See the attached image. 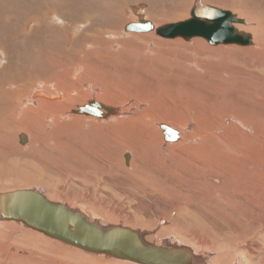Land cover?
<instances>
[{"label":"rangeland","instance_id":"374dc122","mask_svg":"<svg viewBox=\"0 0 264 264\" xmlns=\"http://www.w3.org/2000/svg\"><path fill=\"white\" fill-rule=\"evenodd\" d=\"M15 1L17 7L20 9L19 15L16 16L18 17L17 22H13V16L8 14L11 10V0H0V11L2 12L3 10V13L4 11L8 12L6 13L7 15L3 14L0 21V38L2 39L1 35H5L2 42L3 46H0V57L3 58V62L0 63V70L2 71V76L0 75V127L4 128L5 125H9L10 127L8 129H2L3 133L0 135V148H4L3 150H0L3 152L0 153V193L36 188L37 190H44L45 194L50 196L53 202L70 206L74 208V210L82 212L87 217H92L94 222H97L105 228L112 226H125V228L134 229L141 233L143 232L142 234L147 243L156 246H166V243L168 242V245L170 246L187 248L194 253L197 259H200L205 264H264V50H258V48L263 47L259 45L257 48L256 42V45H254V47L252 46V48H257V52H260V54H254L249 51L242 52V49H245L243 47L235 45L223 46L225 49L222 48L218 54L223 58H228L229 65L220 57H218L219 61H216L209 55L196 56L194 58L190 57L192 60L189 61L186 59L183 61V64L179 59V55L183 54L184 56L186 49L175 44L177 40H167L169 43H172L170 44L171 46L168 47L162 44V38L159 35L153 33L129 34L122 32L118 38L114 39H112V37L104 36V39L108 42L117 40L119 43L128 39L134 40L135 36H151V38L156 40L157 45L146 44L141 48L132 43L135 48L134 52L130 47L126 48V50L131 53L129 58H125L121 54L116 57V62L123 64L121 66L114 64L113 57L115 58V56L105 55V58L108 56L111 58V62L108 63L106 61L107 63L104 64L103 70L110 74L112 71H114L113 73H120L125 66L127 69V77L124 81L117 80L115 83H109V85L102 84L99 79H96L95 75L90 74V72L84 73L83 67L80 64V57H78L73 63H70V67L68 66L67 68L63 67L52 70L50 76L52 74H57L60 79L63 75L62 72H65L67 75L77 74L76 76L78 79L82 77V80L80 79L82 85H78L81 90L70 95L73 97V101L69 104L71 111L76 110L77 107L88 102L98 101L97 97L106 100L109 98L112 102L116 100L118 103L117 106L120 104L119 107H116V102L112 105L105 103L108 107L111 106V108H114L118 114L121 112L123 113L124 111L126 112L127 110L129 112L142 113L141 111L144 109L147 112H143L149 114V118H147L148 121H153L154 123L150 129V133H147L144 126L139 127L137 122L140 123V121L138 118V121L136 120V125L133 123L135 120L133 122L129 121L128 124L126 123L131 127V131L135 135V137L132 138L131 143H128L130 145H127V150H129H125L126 152L123 150V148L126 147L118 146V148H116L113 143H111L110 146H113L112 148H116L117 150L114 149L110 152L111 149L107 150L100 143L99 146L102 148L97 146V148H95L96 152H93L95 153V156H98L97 158L100 159V161H98L99 163L93 162V166L92 164L81 163L78 161V158H75L68 165L66 163L67 160L58 163V161H56L57 154L64 153L65 149L75 152L86 151L84 147L82 149L79 145L80 143H77L80 142L81 127L79 124L83 123L81 122L80 116L71 113L62 117V120L64 121L62 122L64 124V134L61 136L53 131L60 129L58 125L54 124L46 126L48 124L42 119H38L40 125L43 127V132H39L36 126L28 122L29 117H33V114L28 111L24 113V118L20 115L21 113L13 110L5 112L6 96L12 92L8 87H13L7 84V81L9 80L19 82L18 88L24 89L25 91L34 89L36 91L37 88H42L48 90L44 91V93H50L49 91L54 88V83H52L49 79L50 76L47 74L44 78H42V76L39 80H36V74L28 79L26 78L25 73L23 75L24 77H20V71L16 66L18 63L10 61L13 67L12 71H8L5 65L9 60V56H11L10 58H12V60H16L19 55H22V60H26L27 66L30 63L31 67H37L40 60L44 61L50 66V68L64 66V63L68 64L69 61L73 59L70 53V47H73L76 44L77 39L83 37L82 33L91 25V23H81L80 20L78 24L73 25L77 26L73 32L70 33L68 30L67 34L63 33L67 42L60 54L59 52L62 47L55 52L49 50L41 51L40 53L48 58L46 61L34 54L37 51V45L45 47L48 46L51 41L49 40V34H45V29L34 26V17H43L44 14H46V16L50 14V6L46 4L51 3L50 0ZM102 1L105 2V5H100L98 2L97 6H94L93 9L97 8V22L102 24L101 27L107 29V25L114 26L120 22H122V25H125L129 22H138L140 19L151 21L154 25H157L155 21H161V26L182 22L191 17L190 13L193 6L202 0H156L153 3L148 0ZM113 1L116 2V6L112 14L108 16L103 10H109V5H111ZM233 1L234 0H205L204 4L207 3L206 5L211 4L213 7L216 6L222 10L232 11V13L239 16L240 19L247 20L246 27L245 25H239L240 29L243 27V31L244 29L248 30L247 32L250 31L251 33L249 34L254 37V41L257 37L260 39V32L256 31L260 34L259 36H256L255 32L251 30L252 28L249 21L252 20H248L247 11L254 16V11L256 10L252 11V8L250 7H258V5L260 7L263 0H250L251 2L247 0L248 4L243 1L241 2V0H235L237 6L235 1ZM235 8L237 9L233 11ZM260 8L261 13H264L262 10L264 8ZM243 10L245 11L243 12ZM48 12L49 14H47ZM147 12L153 13V19L155 21L146 16ZM239 12L241 14L243 12L244 15L242 16ZM20 14H24V16H21ZM48 17L53 16L49 15ZM67 17L69 16L67 15ZM46 23L47 26L57 24L54 18H51ZM247 26L250 27L248 28ZM69 33L70 35H68ZM56 36L57 39L53 42H59L62 39L61 33L58 32ZM261 36L264 38V34ZM180 42L191 46L192 49L194 47L193 52L198 48L194 42L186 40H181ZM261 42L264 44V39ZM83 47L82 50L88 51L89 48L85 45ZM252 48L249 49L253 50ZM118 49V46L114 47L113 52H116L115 50ZM59 55L61 57L59 61L60 64L58 66L51 64V58H55ZM89 62H92V58H89ZM27 66L22 65L21 67L25 70ZM223 66L227 67L232 72H223L221 70ZM250 68L262 72L263 77L260 73L255 74L248 72ZM64 69L67 70L64 71ZM115 70H118V72H115ZM7 74H9V76H7ZM206 74L213 76L217 81L205 85L208 83V80L205 79L201 82V77ZM232 74H235V76L233 77ZM194 78L197 81L194 80L192 82L191 80ZM111 79L115 78L110 76V80ZM53 81L55 82V85L58 82L65 88L71 84L68 80L65 82L58 80ZM85 82L86 84L83 85ZM107 88L110 89L108 90ZM93 89L97 90L98 93L94 92L95 90L93 91ZM204 89L206 91H204ZM59 90L62 91L61 89ZM113 93H116V95H114L115 97L113 96L114 99H112L113 97L111 96ZM179 93H183L189 98L194 95L197 96L200 93L201 95L193 103L187 101V104L181 102L178 104L175 103L172 98L176 97ZM257 94H260V96ZM207 95H213L210 102L217 101L218 98L224 96V100L214 104L211 109H215L218 112L226 111L231 115L234 112V108H238L241 111H247L246 113L249 114L248 117H242L241 124L239 123L238 125L235 124L236 121H233L232 124L229 125L224 120L219 122L218 119H213L215 125L222 129V131H219L218 137L213 138L210 136L209 139H206L205 147L202 146V144L198 147H203L206 156L211 158L209 159V157H206L208 160L207 163H210V165L206 166L207 168L205 167L208 172L199 176L200 174L198 175L194 159L186 160L185 158L183 160H186L187 162H182L176 158L173 162L175 164H170L172 160H166L160 157L158 160L157 153H154L157 157L155 155L153 156V152H155V150L157 151L159 145L156 140L160 137L162 138V143H164L163 133L159 127L160 124H167L181 134L184 130L188 134L193 133L196 130L199 132V130L204 127L203 122H207L208 126L214 127V124H209L208 121L194 120L195 122H192L193 125L191 126L190 124L191 128L189 130L185 129L188 126L186 122H189V117L191 116L189 113L192 114L198 103L208 102L206 100ZM134 96H137V98ZM22 97L21 92L19 98L22 99ZM143 98L148 99L144 100ZM138 100L142 101L144 104H141ZM15 102L17 103V98L15 99ZM39 102L43 101H38V103ZM175 104H177V106ZM21 105L27 109L26 104L24 105L23 101L18 103V108ZM35 105L37 104H32V107L35 108ZM138 105L140 106L137 107ZM142 105L144 106L141 109H137ZM186 107L192 111L187 112ZM44 108V111L48 110L46 106H44ZM2 111H4V113H2ZM252 114L256 115L252 116ZM122 116H124V118L126 117V115H121L120 117L123 118ZM120 117L119 119H121ZM253 117H256V121H258L257 123L259 126L257 128L250 125L254 123V120H251ZM11 118L13 121L11 120V122H9ZM140 118L145 120L144 116ZM102 121L103 120H97L93 123L96 126H100ZM141 128L142 130L144 129V134H150L148 136L144 135L145 142L140 138L142 135L140 133ZM7 130H9V132H7ZM34 131L37 132L39 137L38 140H35L33 137ZM82 131L85 133L88 130L84 128ZM84 133H82V139L84 138ZM89 133L90 135L92 134V129ZM49 134H52V144H48L51 139ZM211 134L216 135L215 132H212ZM20 135H25L29 139L27 144L25 143V145H22L20 143ZM149 136L151 137L149 138ZM54 138L57 140H54ZM99 138L101 139V137ZM197 138L198 136L196 139ZM194 140L195 139L190 143L191 145H195L193 144L195 143ZM146 141H150L148 143L151 144H147ZM82 142L84 146V141L82 140ZM59 143H61V149L58 145ZM141 144L145 145L141 146ZM131 146L134 148H130ZM146 147L148 149L152 148L149 153L151 156L149 157L146 153H143L145 152ZM132 149L133 151L136 149L135 152H138L136 154L140 157V161L136 159V162H141L140 164L143 165L144 169L147 168L145 172L147 170L152 172L149 173H151L153 177V179H151L153 182L151 181L150 183L149 181V183L153 186L154 190L143 184L145 180L143 178L147 173L144 172V177H139L140 174L138 170L135 169V171H129L133 157L132 154H129L128 152ZM142 149L145 150L137 151ZM158 149L160 148L158 147ZM240 149L245 150L240 152ZM87 150L91 149L87 148ZM160 150L163 151V149ZM46 151H50L52 154ZM56 151L58 152L56 153ZM108 151L112 154H109L110 158L107 155ZM100 152L104 153L101 154ZM194 152L196 155H199L201 150L198 149ZM126 155L130 156V164L128 163V165L125 160ZM145 155H147V159L144 160L145 162L147 161L146 163L143 161L144 157H146ZM101 157H105V159ZM53 159L55 160L53 161ZM106 159H108L109 162L108 160L106 161ZM225 159L227 162L231 159H238L240 161L244 173L243 182L245 183V187L243 190L250 189L253 184H256L259 189L257 191H260L262 195H258L257 198L252 200V198L245 193L244 197L241 198V194L236 196L230 193L226 188L223 193L221 190L217 191V185L212 181H208L206 185H201L199 183V179L201 177H206L209 172H221L220 164L225 163ZM162 161L164 163H162ZM105 162L109 165L113 164L107 167L108 164H105ZM177 162H181L180 165L182 166V169H179L180 165H178L179 167L176 165ZM55 163L59 165H55ZM78 164L80 165L79 167ZM97 164H100L101 166L103 164L104 168ZM87 166H93V168L90 170ZM83 167H86L87 169H84ZM99 167L104 169H101L102 173ZM63 169L66 170L65 174L58 176L52 174V171H59L61 174ZM105 170H108L106 171L107 173ZM81 171H89L90 173L88 172L87 176L92 175L91 173H93V176H89V178L86 179ZM255 171H257V178L254 180L253 173ZM96 172H98V174ZM125 172L128 175H126ZM80 175L84 176L85 179L82 176L80 177ZM163 175L165 177H163ZM113 177H115V179H113ZM116 177H118V179ZM89 179H91L90 181L94 179V181L88 182L87 180ZM113 180L115 182H113ZM157 181L158 184L156 183ZM137 183L142 185L143 188H139ZM156 184L159 187H157ZM197 184L203 186V188H198ZM135 186L137 188H134ZM144 188L149 191V193L151 192L152 195L146 192ZM159 188H162V190ZM193 188L195 190H193ZM250 191L252 190H248L247 192ZM129 192L133 194L135 192V194L133 195ZM211 192H214L215 194L210 195ZM123 193H125V195H123ZM137 193L141 196L137 197ZM62 195L64 197H62ZM131 195L135 198L131 197ZM8 222H10V224H7L6 222L0 223V232L3 231L0 233V252H3H1L2 255L0 254V264H133L132 262L115 261L102 255H91L78 250L73 251L78 248L71 247L59 241L52 242L49 240L51 238L47 236V238H45L42 233L43 236L34 235V232L31 231V233L30 230L25 231V226H21V223L14 221ZM12 225H14V228L11 227ZM10 228H12L11 231ZM13 229L14 231H12ZM24 231L26 233H24ZM23 240H25V243H23Z\"/></svg>","mask_w":264,"mask_h":264},{"label":"bare ground","instance_id":"6f19581e","mask_svg":"<svg viewBox=\"0 0 264 264\" xmlns=\"http://www.w3.org/2000/svg\"><path fill=\"white\" fill-rule=\"evenodd\" d=\"M73 1V0H72ZM70 1V0H50L51 3H46L48 4L50 7H49V11H50V14L49 12L47 14L49 15H52L53 17H48L46 16V14L42 16H37V17H34V26L35 27H41L43 29H45V34H49V40L51 41V43L48 45V46H40V45H37V51L34 55L44 59L47 61L48 58H46L42 53H40L41 51H52V52H55V51H58L61 48L59 54L63 51V48L64 46L66 45V40H65V37L63 36V33L67 34L68 30L71 32H73L77 26H73V25H76L79 23V21L81 20V23H86V24H89L91 23V25L89 27H87L85 29V31L82 33V36L83 37H80L79 39H77L76 41V44L73 46V47H70V53L73 57L72 60L69 61L68 64H65L64 63V66H60V67H57V68H53L50 66H48L44 61H41L39 62V65L37 67H31V64L29 63V65L27 66V62L26 60H22V55H19L18 58L16 60H12V58H10L11 56H9V52H8V61L6 63V67H7V70L8 71H12L13 70V67L11 65V62H16L18 63L16 66L18 68V70L20 71V77H24V73L26 74V78L30 79L33 77L34 74H36V80H39L42 76V78L45 77V75L47 74L48 76H50L52 70H56V69H59V68H67L68 66L70 67V63H73L74 61H76L78 59V57H80V64L81 66L83 67V70H84V73H88L90 72V74L92 75H95L96 79H99L101 81L102 84H108L109 83H115V81L119 80V81H124L126 80V77H127V69L126 67L124 66L123 67V70L120 72V73H113L114 71H112V73H107L103 70V67H104V64L105 63H110L111 62V58L108 56L105 58V55H111V56H115V58L113 57V61H114V64H116L117 66H121L123 64H120L118 62H116V57L121 54L123 55L125 58H129L131 53L129 51L126 50L127 47H130L132 49V51L134 52L135 48H134V45H132V43L140 46L141 48H143V46H145L146 44H152V45H157V42L156 40H154V38H151V36H146V37H142V36H135L134 37V40H126L124 42H121L119 43L117 40L115 41H106L104 39V36H107V37H112V39L114 38H118L120 36V34H122V32L124 33L125 32V27L126 25L128 24H125V25H122V22H120L119 24L117 25H107V29L104 28V27H101V23H98L97 22V8L93 9L94 6H97V3L99 2L100 5H105V2H103L102 0H74L73 2ZM111 1V0H109ZM148 1H151L152 3L156 0H148ZM235 1V0H234ZM233 1V2H234ZM238 1V0H237ZM245 2L247 3V0H241V2ZM250 1V0H249ZM260 1V0H259ZM205 0H202L201 3L204 4ZM251 2V1H250ZM121 3V2H120ZM228 3V2H227ZM226 3V4H227ZM230 3V1H229ZM228 3V4H229ZM232 3V1H231ZM207 4V3H206ZM227 4V5H228ZM235 4H236V1H235ZM248 4V3H247ZM2 5V4H1ZM107 5V4H106ZM211 5V4H209ZM231 5V4H229ZM233 5V3H232ZM257 5V4H256ZM4 6V5H3ZM115 6H116V2L113 1V3L111 5H109V10H103V12L106 13V15L110 16L112 14V12L114 11L115 9ZM237 6V4H236ZM235 6V7H236ZM241 6V5H240ZM216 7V6H214ZM231 7V6H230ZM234 7V6H233ZM243 7V6H242ZM250 7V6H249ZM262 8H264V0H263V3H261V6ZM259 7H250L252 8L251 10H256L254 11V16L251 15V13L249 11H247V15H248V20H252V21H249V23L251 24V30L255 32L256 36H259L260 34H264V13H261V8ZM217 8V7H216ZM227 8V7H226ZM229 8V6H228ZM260 8V9H259ZM232 9V8H230ZM229 9V10H230ZM237 8L233 9L236 10ZM19 8L17 7L16 5V1L15 0H11V10H10V13L4 11L3 13V10L2 12L0 11V21H1V18L3 16V14H11L13 16V22H17L18 21V16L19 15ZM145 10V9H144ZM143 10V11H144ZM246 10V9H245ZM243 10V12L245 11ZM248 10V9H247ZM258 10V11H257ZM264 11V9H262ZM251 11V12H252ZM232 12V11H231ZM242 12V16L244 15V13ZM181 14V13H180ZM7 15V14H6ZM21 16H24V14H20ZM67 15L69 17H67ZM240 15V17H241ZM146 16H148L150 19H153V13L151 12H147ZM260 16V17H259ZM8 17V16H7ZM239 17V16H238ZM51 18H54V20L56 21L57 24L55 25H52V26H47V21L50 20ZM247 18V17H246ZM9 19V18H8ZM11 20V21H12ZM154 20V19H153ZM244 20V19H243ZM155 21V20H154ZM185 21V20H184ZM245 21V20H244ZM247 21V20H246ZM245 21V22H246ZM151 22V21H150ZM157 25H155L156 27H160L161 26V21H155ZM133 23V22H131ZM153 23V22H152ZM179 23V22H177ZM21 24V23H20ZM172 24V23H171ZM174 24V23H173ZM249 25V24H248ZM73 26V27H72ZM84 26V25H83ZM241 26V25H240ZM249 26V27H250ZM45 27V28H44ZM236 27L239 29V30H243L242 28L240 29L239 25H236ZM245 27H246V24H245ZM248 27V26H247ZM248 27V28H249ZM33 29V28H32ZM79 29V28H78ZM24 30V29H23ZM15 31V30H14ZM20 31V30H19ZM248 30L244 29V32H247ZM256 31H259V32H256ZM4 32V31H3ZM61 33L62 34V39L59 41V42H53L57 39V33ZM2 33V32H1ZM19 33V32H18ZM70 33L68 35H70ZM157 34L155 31L154 32H151V34ZM247 33H251L250 31L247 32ZM9 34V33H8ZM129 34H132V33H129ZM10 35V34H9ZM260 35V39H257L255 38V41H254V37H253V47L254 45H256V42H257V48L259 47V45L263 48H258V50H264V44L261 42L264 38ZM2 39L0 38V46H3L2 42H3V39L5 38V35H1ZM162 38V37H161ZM165 41H164V40ZM22 40V39H21ZM167 40H177V42H175V44L177 45H180L181 47L185 48L186 49V53H184V56L183 54L179 55V59L182 61L188 59L189 61L192 60V58L196 57V56H211L213 59H215L216 61H219V58L220 57L224 62H226L228 65V58H223L220 54H218V52L223 48V46H231V45H211L207 40H205L204 38H201V37H195L191 40H189L190 42H194L196 44V46L198 47L196 49L195 52L194 51V47L193 49L191 48V46H188V45H185V44H182L180 41L184 39L183 38H176V39H165V38H162L161 42L162 44H164L165 46H171L170 44L172 43H169ZM193 40V41H192ZM19 42V41H17ZM36 42V40H35ZM138 42V43H137ZM58 43V44H57ZM57 44V45H56ZM120 44V45H119ZM208 46H207V45ZM86 46L88 49V51H84L82 50V48H84L83 46ZM5 46V45H4ZM118 46V50H115L116 52H113V48L114 47H117ZM235 46H238V45H235ZM252 46H249V48H252ZM238 47H241V46H238ZM227 48V47H226ZM245 49H242L243 51L242 52H246V51H249L250 53H254V54H260V52H257V48L254 49L252 48L253 50H250L249 48L247 47H243ZM225 49V48H223ZM229 49V48H228ZM69 51V50H68ZM11 54V53H10ZM190 57H192L190 59ZM89 58H92V62H89ZM60 55L55 57V58H51V64L55 65V66H58L60 64ZM202 59V58H201ZM204 60V59H202ZM11 61V62H10ZM67 61V60H66ZM107 61V62H106ZM3 62V58L0 57V63ZM26 65V69L24 70V68H22L20 65ZM184 64V63H183ZM72 67V66H71ZM81 67V68H82ZM116 69V68H115ZM67 70V69H64V71ZM73 70V69H72ZM221 70L223 72H232L230 71L227 67L223 66L221 68ZM79 71V70H78ZM1 70H0V75L2 76L1 74ZM28 72H29V75H28ZM115 72H118V70ZM248 72L250 73H260L262 74V72L260 71H255L253 68H250L248 70ZM33 73V74H32ZM63 75L60 77V79L58 78V75L57 74H52L49 79L52 81V83H54V88H52L49 92L50 93H44V91H48L47 89L44 90L42 88H37L36 91L35 89L34 90H24V89H19L18 88V85H19V82H15L13 80H9L7 81V84H9L10 86H13V87H8V89L12 92H10L7 96H6V108H5V112H9L10 110H13V111H16V112H19L21 113L20 115L24 118L25 117V112L28 111L30 113L33 114V117H29L28 119V122L33 124L34 126H36L37 130L39 132H43V127L40 125V122L38 121V119H42V120H45L46 123L48 125L46 126H50V125H58L60 127L59 130L55 131L53 130L54 132H56L58 135L60 134L62 136L63 133V128H64V124L62 122H64L62 120V117H64L65 115L67 114H71L72 111L70 110V103L73 101V97L70 96L71 94H74L75 92H78L81 90V88L79 89V86L82 85V81H80V79H78V77L76 76L77 74H69L67 75L65 72H62ZM82 73V72H81ZM80 75V74H79ZM233 77L235 76V74H232ZM7 76H9V74H7ZM60 76V75H59ZM110 76H113L115 79H111L110 80ZM263 77V74L261 75ZM260 76V77H261ZM163 77V76H162ZM257 77V76H256ZM86 78V77H85ZM208 80V83H206L205 85H209L211 84L212 82H215L217 81V79H215L213 76L211 75H204L203 77H201V82L204 81V80ZM220 79V78H219ZM257 79V78H256ZM53 80H58V81H70V85L65 88L61 83H58L55 85V82ZM82 80V79H81ZM194 80H196L195 78L192 79L191 81L193 82ZM84 81V80H83ZM197 81V80H196ZM221 81V80H220ZM222 82V81H221ZM124 83V82H123ZM223 83V82H222ZM86 84L83 83V85ZM224 84V83H223ZM79 85V86H78ZM92 85V84H91ZM225 85V84H224ZM67 86V85H66ZM93 86V85H92ZM255 86V84H254ZM264 86V85H263ZM83 87V86H82ZM128 87V86H127ZM122 88V87H121ZM136 88V87H135ZM138 88V87H137ZM59 89H61L62 91H60ZM97 89V88H96ZM108 90L110 88H107ZM65 90V91H64ZM95 89H93L94 91ZM201 90V89H200ZM198 90V91H200ZM54 91V92H53ZM204 91H206L204 89ZM22 92V99L19 98V95L21 94ZM94 92H97V90H95ZM101 92V91H100ZM54 93V94H53ZM93 93V92H92ZM103 93V92H102ZM117 93V92H116ZM116 93H113L111 96L113 97L114 95H116ZM254 93H255V90H254ZM257 93V92H256ZM119 94V93H118ZM253 94V93H252ZM99 95V94H98ZM106 95H109V94H106ZM140 95V94H138ZM201 95V93L197 96H193L191 98H189L187 95L183 94V93H179L176 97L172 98L173 101H175V103H184V104H187V101L193 103L194 101H196V99ZM260 96V94H257ZM86 96V95H85ZM92 96V95H91ZM105 96V94H104ZM110 96V97H111ZM212 96L213 95H207L206 97V100L208 102H210L212 100ZM93 97V96H92ZM111 97V98H112ZM115 97V96H114ZM114 97L112 99H114ZM137 98V96H134ZM215 97V96H214ZM262 97V95H261ZM17 98V103L15 102V99ZM107 98V97H105ZM123 98V97H122ZM121 98V99H122ZM90 99V98H89ZM108 100L104 99V98H101V97H97V100L96 102H99L101 103L102 105H104L105 107H108L105 103L107 104H113L114 102H116V100H114V102H112V100H110L109 98H107ZM125 99V98H124ZM144 99V98H143ZM148 98H145L144 100H147ZM261 99V98H259ZM91 100V99H90ZM94 100V99H93ZM224 100V96H221L220 98H218L217 101H214V102H200L196 105V108L195 110L191 113H189L191 116L189 117V122H186L187 123V127L185 129H190L191 126L193 125L192 122L194 120H201V121H208L209 124L210 123H213L214 124V127H210L207 125V122H203V125L204 127L202 129L199 130H196L194 131L193 133H186V131L184 130L183 133H179L176 129L172 128L171 126L167 125V124H160V125H167L169 127H171L173 130L177 131L179 133V136H180V139L176 142V143H166L164 141V136H163V141L164 143H162V138H158L156 141H157V144L158 147L160 149H163L160 150L158 149L157 147V151L155 150V152H153V156L155 155L154 153H157V155H155L157 157V159L159 160V157L160 158H164L166 160H172L170 162V164H175L173 163L175 161L176 158H178L179 160H181L182 162H187L186 160L187 159H190V160H195L196 162V169L198 170V175L201 176L202 174H205L207 173V165H210V163H207L208 160L206 159V157H209V156H206V152L204 153L203 151V147H200L198 148L201 144L202 146L205 145V140L206 139H209L210 136H212L213 138L215 137H218V133L219 131H222V129L218 128L217 125H215V123L213 122V119H218L219 122L221 120H224L226 121L229 125L232 124L233 121H236L235 124H239L241 122V119L242 117H248L249 114H247L245 111H241L239 110L238 108H234V112L229 115L226 111H223V112H218L216 111L215 109H211V107L216 104V103H219L220 101ZM20 101H23V104L25 105L26 104V108H24L22 105L19 106L18 108V103ZM38 101H43V102H39ZM139 101V100H138ZM45 102V103H44ZM92 102V101H91ZM141 102V104L143 103L142 101H139ZM28 103V105H27ZM37 104L35 105L36 107H32V104ZM86 103V102H85ZM89 103V102H88ZM86 103V104H88ZM84 104V105H86ZM116 107H119L120 104L117 106V102L115 103ZM144 104V103H143ZM84 105H81V106H84ZM177 106V104H175ZM16 106V107H15ZM44 106L47 107V111H44L45 108ZM122 106V105H121ZM140 105H138L137 107H139ZM144 105H142L140 108H137V109H141ZM111 107V106H109ZM248 109V108H247ZM245 109V110H247ZM215 110V111H214ZM139 111V110H138ZM143 111H146L143 109ZM141 111L142 113L140 112H129L128 110L125 112H121L118 114V112H116V114H113L112 116H109L107 118H103V119H99V118H96V117H91V116H87V115H78L80 116V119H81V122L83 123H80L79 126L81 127V130H80V142H77V143H80L79 145L82 147H84V149H86V151H80V152H75V151H70V150H67L65 149L64 153H60V154H57V159L56 161H58V163H61L65 160H67V164L69 165V163L71 161H73L75 158H78V161L81 162V163H87V164H94L95 162L99 163L98 161H100L99 158H97L95 156V153L93 152H96L95 148H97V146H99V144L101 143L102 146H104L107 150L108 149H111L110 152H112V150L118 148V146H121V147H126V148H123V150H127V145H130L128 143H131L132 141V138L135 137V135L132 133L131 131V127H129L127 124L129 123V121H134L133 123H135L136 125V120L138 118V120L140 121L137 122L139 124V127H143L145 128V130L147 131V133H150V129L153 125V121L152 122H149L147 118L149 114L145 113ZM186 111L189 112V111H192V110H189L187 107H186ZM147 112V111H146ZM2 113H4V111H2ZM18 113V114H19ZM29 113V114H30ZM153 113V112H151ZM73 114V113H72ZM121 115H126V117L124 118V116H122L123 118H121L120 116ZM243 115V116H242ZM256 114H252V116H255ZM144 116V119L145 120H142V117ZM16 117V116H15ZM21 117V118H22ZM119 117L121 119H119ZM118 118V119H116ZM141 120H140V119ZM152 119V118H151ZM248 119V118H247ZM12 118L10 119L9 122H11ZM16 120V119H15ZM97 120H103L102 123L100 124V126H96L94 125V121H97ZM137 120V121H138ZM251 120H254V123L250 124L252 127L255 126V128H257L259 126V124L257 123L258 121H256V117H253L251 118ZM13 121V120H12ZM58 122V123H56ZM130 122V123H132ZM195 122V121H194ZM199 122V121H198ZM252 122V121H251ZM60 123V124H59ZM127 123V124H126ZM197 123V122H196ZM14 124V123H13ZM99 124V123H98ZM137 124V125H138ZM191 124V126H190ZM199 124V123H198ZM241 124V123H240ZM12 125V123H11ZM159 125V127H160ZM202 125V126H203ZM235 125V126H237ZM131 126V125H130ZM195 126V125H194ZM10 128L9 125H5L4 128H1L0 127V135H2L3 131L2 129H8ZM86 128V130H88L87 132H83L82 129ZM99 128V129H98ZM136 128V127H135ZM193 128V127H192ZM198 128V127H197ZM92 129V134L90 135V130ZM10 130V129H9ZM9 130H7V132H9ZM97 130V131H95ZM134 130V129H133ZM144 130V129H143ZM142 128H141V131L140 133L142 134L140 136L141 140L145 142V138H144V135L145 136H148L150 134H144ZM181 130V129H180ZM153 131V130H152ZM134 132V131H133ZM188 132V131H187ZM212 132H215L216 135H213L211 134ZM82 133H84V138L82 139ZM221 133V132H220ZM21 136V135H20ZM25 136V135H24ZM198 136V138L196 139V137ZM26 137V136H25ZM34 139L35 140H38L39 137L37 135V132L34 131V135H33ZM49 137L51 138L48 142V144H52V134H49ZM101 137V139L99 138ZM151 136H149L150 138ZM27 138V137H26ZM193 139H195V145H191L190 143L193 141ZM4 140V139H3ZM54 140H57L54 138ZM82 140L84 141V146H83V142ZM140 140V139H139ZM20 141V139H19ZM29 141V139L27 138V142ZM112 141V142H111ZM2 142V141H1ZM26 142V144H27ZM115 142V143H114ZM147 142V141H146ZM150 142V141H148ZM147 142V144H149ZM54 143V142H53ZM111 143L114 144V147L116 148H112L110 145ZM146 144V145H147ZM151 144V143H150ZM149 144V145H150ZM22 145H25L22 144ZM60 149H61V143L58 144ZM142 145H145V144H141ZM56 146V145H55ZM140 146V145H139ZM58 147V148H59ZM91 149V150H87V148ZM100 148H102L101 146H99ZM150 147V146H149ZM152 147V146H151ZM205 147V146H204ZM207 147V146H206ZM244 147V146H243ZM130 148H134V147H130ZM153 148V147H152ZM152 148H147L146 147V150L145 149H142V150H137V151H144L143 153H146L149 156V153L150 151L152 150ZM209 148V147H208ZM207 148V150H208ZM211 148V147H210ZM2 149V147L0 148V150ZM4 149V148H3ZM2 149V150H3ZM198 149L201 150V153L199 155H196L194 151H197ZM206 149V148H205ZM47 150V149H46ZM107 150H104V151H107ZM117 150V149H116ZM129 150V149H128ZM127 150V151H128ZM136 150V149H135ZM135 150L133 151L130 150L128 153L132 154V163L130 165V169L129 171H135L138 170L139 172V177L140 176H143L145 170L147 169H144L143 165L140 164L139 162H136L137 160L140 161V157L138 154V152H135ZM243 150L245 149H240V152H243ZM154 151V150H153ZM210 151V150H209ZM44 152V151H43ZM46 152H50V151H46ZM58 151H56L57 153ZM87 152V153H86ZM110 152L108 151L106 154L109 156ZM126 152V151H125ZM208 152V151H207ZM213 152V151H212ZM211 152V154H212ZM0 153H3L0 151ZM52 154V152H50ZM55 153V154H56ZM81 153V154H80ZM88 153H91V154H88ZM101 153V152H100ZM99 153V154H100ZM104 153V152H102ZM101 153V154H102ZM142 153V152H140ZM152 153V152H151ZM125 154V153H123ZM205 154V155H204ZM106 155V156H107ZM112 155V154H110ZM147 155H145L146 157H144L143 161L145 159H147ZM208 155V154H207ZM55 156V155H54ZM105 156V155H104ZM114 156V154H113ZM129 156V155H128ZM142 156V155H141ZM144 156V154H143ZM93 157V158H92ZM96 157V158H94ZM154 157V158H156ZM213 157V156H212ZM101 158H104L105 157H101ZM110 158V156H109ZM122 158V157H121ZM186 160H183L185 159ZM94 159H97V160H94ZM103 159V161H104ZM114 159V157H113ZM123 159V158H122ZM129 159H130V156H129ZM137 159V160H136ZM209 159H211L209 157ZM213 159V158H212ZM55 159H53L54 161ZM108 159H106L107 161ZM111 160V159H110ZM126 160V159H125ZM165 160V161H166ZM112 161V160H111ZM116 161V159H115ZM225 163L223 164H220L221 166V172H209V174L206 176V177H199L200 179V184L201 185H206L208 183V181H212L215 185H217V191L221 190V192H225V188L232 194L234 195H239L241 194V198L244 197V194L246 193L247 196L251 197L252 200L257 198L258 195H262L261 192L257 191L259 190L258 189V186L256 184H253L252 188L250 189H247V190H243V188L245 187V183L243 182V177H244V173L242 171V168H241V165H240V161L238 159H231L229 160V162H227V160L225 159ZM94 162V163H93ZM109 162V160H108ZM122 162V161H121ZM145 162V161H144ZM147 162V161H146ZM145 162V163H146ZM150 162V161H149ZM155 162V161H154ZM76 163V162H74ZM73 163V164H74ZM102 163V162H100ZM152 163V162H150ZM162 163H164L162 161ZM161 163V164H162ZM104 164V163H103ZM102 164V166H103ZM105 164H108L105 162ZM113 164V163H112ZM111 164V165H112ZM130 164V163H129ZM156 164V163H155ZM181 162H177L176 165H180ZM212 164V163H211ZM55 165H59L57 163H55ZM64 165V164H63ZM62 165V166H63ZM66 165V164H65ZM84 165V164H83ZM97 165H100V164H97ZM108 164L107 167L111 166ZM125 165V164H124ZM150 165V164H149ZM153 165V164H152ZM165 165V164H164ZM61 166V167H62ZM80 165L78 164V167ZM94 166V165H93ZM92 167H89V169L91 170ZM101 166V165H100ZM101 166V167H102ZM117 166V165H116ZM114 166V167H116ZM145 166V165H144ZM69 167V166H68ZM118 167V166H117ZM121 167V166H120ZM151 167V166H150ZM164 167V166H163ZM166 167V166H165ZM179 167V166H178ZM206 167V168H205ZM84 168V167H83ZM86 168V167H85ZM84 168V169H85ZM98 168V167H97ZM100 168V167H99ZM104 168V166H103ZM112 168V167H111ZM119 168V167H118ZM124 168V167H122ZM128 168V167H126ZM133 168V169H132ZM177 168V167H176ZM60 169V168H59ZM70 169V168H69ZM79 169V168H78ZM87 169V168H86ZM95 169V168H94ZM102 168H100L101 170ZM109 169V168H108ZM156 169V168H155ZM154 169V171H155ZM179 169H182V166L180 165ZM58 170V169H57ZM96 170V169H95ZM99 170V171H100ZM104 170V169H102ZM102 170H101V173H102ZM111 170V169H110ZM109 170V171H110ZM127 170V169H126ZM151 170V169H150ZM264 170V169H263ZM71 171V170H70ZM108 171V170H105V172ZM113 171V170H112ZM125 171V169H124ZM153 171V169H152ZM160 171V170H159ZM210 171V170H209ZM69 172V171H68ZM83 172L82 174H84V176L87 178H89V176H93V173H91L92 175H88V172L87 171H81ZM79 172V173H81ZM137 172V173H138ZM151 171H146L145 173H147L145 175V179L144 180V185L145 186H149L151 188H153V186L150 184L151 183V179H153L151 173H149ZM66 173V170L63 169L62 170V173L60 174L59 171H52V174H54L55 176H58V175H62V174H65ZM78 173V172H76ZM90 173V172H89ZM98 174V172H96ZM107 173V172H106ZM124 173V172H123ZM126 173V172H125ZM128 173V171H127ZM126 173V175H128ZM130 173V172H129ZM134 173V172H133ZM154 173V172H153ZM160 173V172H159ZM100 174V173H99ZM135 174V173H134ZM132 175V174H131ZM130 175V176H131ZM136 175V174H135ZM155 175V173H154ZM162 175V174H161ZM82 175H80L81 177ZM84 176H82L84 178ZM134 176V175H133ZM137 176V175H136ZM160 176V175H159ZM132 177V176H131ZM157 177V176H156ZM163 177H165L163 175ZM75 178V177H74ZM79 178V177H78ZM118 179V177H116ZM160 178V177H158ZM253 178L254 180L257 178V171H255L253 173ZM85 179V178H84ZM92 179V177H91ZM91 179L87 180L88 182H92L94 181V179L92 181H90ZM98 179V178H97ZM113 179H115V177H113ZM116 179V180H117ZM134 179V178H133ZM136 179V178H135ZM142 179V177H141ZM167 179V178H166ZM126 180V179H125ZM140 180V179H139ZM156 180V178H155ZM158 180V179H157ZM40 181V180H39ZM112 181V180H111ZM134 181V180H133ZM141 181V180H140ZM150 181V183H149ZM113 182H115L113 180ZM136 182V181H135ZM153 182V181H152ZM44 183V181H43ZM79 183V182H78ZM158 184V181L156 182ZM166 183V182H165ZM255 183V181H254ZM258 183V182H257ZM89 184V183H88ZM87 184V185H88ZM109 184V183H108ZM138 184V183H137ZM156 184V185H157ZM167 184V183H166ZM93 185V184H92ZM92 185H89V186H92ZM139 185V184H138ZM198 185V184H197ZM201 185H198V188H203V186ZM132 186V184H131ZM130 186V187H131ZM155 186V185H154ZM142 185H139V188H141ZM157 187H159L157 185ZM134 188H137L136 186ZM133 188V189H134ZM138 188V190H139ZM143 188V187H142ZM179 188V186H178ZM210 188V187H208ZM44 189V188H43ZM122 189V188H121ZM125 189V188H124ZM132 189V190H133ZM145 189V188H144ZM162 190V188H159ZM29 190H34V191H38L39 193H41L44 197H46L50 202L52 203H56V204H60V203H57V202H53V200L50 198V196H47L44 192V190H37L36 189H29ZM126 190V189H125ZM137 190V189H136ZM146 190V189H145ZM143 190V191H145ZM154 190V188H153ZM193 190H195L193 188ZM209 190V189H208ZM248 190H252L250 192H247ZM60 191V189H59ZM200 191V190H199ZM213 191V189H212ZM65 192V191H63ZM62 192V193H63ZM78 192V191H77ZM76 192V193H77ZM123 192V191H121ZM146 192L149 193V191L146 190ZM210 192V191H209ZM55 193V192H54ZM130 194H133L131 192H129ZM145 193V192H144ZM2 194V193H0ZM61 194V192H60ZM129 194V195H130ZM135 194V192H134ZM133 194V195H134ZM138 194V193H137ZM149 194L152 195V193L150 192ZM154 194V193H153ZM215 193L214 192H211L210 195H214ZM122 195V193H121ZM123 195H125V193H123ZM143 195V194H142ZM147 195V194H145ZM141 196V195H140ZM139 194L137 197H140ZM209 196V195H208ZM62 197H64L62 195ZM131 197H134L131 195ZM262 197V196H261ZM135 198V197H134ZM244 199V198H243ZM239 200V199H238ZM241 200V199H240ZM248 201V200H247ZM264 201V200H263ZM233 205V203H231ZM243 204V203H242ZM61 205H63L61 203ZM228 205V204H227ZM63 206H66V205H63ZM235 206V205H233ZM68 207L69 209H71L72 211H78V210H74V208L70 207V206H66ZM225 208V207H224ZM228 208H231V207H228ZM238 209V208H237ZM243 210V209H242ZM228 211V210H227ZM80 212V211H78ZM82 213V212H80ZM231 213V212H230ZM235 213V212H234ZM83 214V213H82ZM244 214V213H243ZM84 216H86L85 214H83ZM87 217V216H86ZM91 222H94L93 221V218L92 217H87ZM149 220V219H148ZM6 222L7 224H10V222L8 221H5L3 220L1 217H0V223H4ZM149 222V221H148ZM150 224V222H149ZM2 226V225H1ZM17 226V225H16ZM21 226H24L23 224ZM145 226V225H144ZM11 227L14 228V225H12ZM112 227H116V226H112ZM118 227H121V226H118ZM27 227H25V231L26 230H30V232H34V235H39V236H43L41 233L37 232V231H33L31 229H26ZM105 228V227H104ZM109 228V227H107ZM125 228V226H124ZM4 229V228H3ZM12 228H10V231H11ZM130 229V228H129ZM134 230V229H132ZM7 231V230H5ZM14 231V229L12 230ZM24 231V233H26ZM134 231H137V230H134ZM145 231V230H144ZM3 232V231H1ZM0 232V233H1ZM28 232V231H27ZM31 232V233H32ZM143 239L145 240V237L143 236V232L141 233L140 231H138ZM22 234V233H21ZM18 236H20L19 234H17ZM45 238H47L45 235H44ZM17 238V237H16ZM25 239H26V236H25ZM28 240V239H27ZM26 240V241H27ZM50 241L52 242H57V241H54V240H51L49 239ZM20 241V239H19ZM22 241V240H21ZM25 243V240H23ZM29 241V240H28ZM47 242V241H46ZM146 242V241H145ZM29 243V242H28ZM35 244V243H34ZM166 245H168V242L166 243ZM172 245V244H171ZM229 245V244H228ZM156 246V245H155ZM238 246V245H237ZM3 248V247H2ZM80 251V252H85V251H81L80 249H75L73 251ZM2 252V251H1ZM0 252V254H1ZM3 253V252H2ZM87 254H91V255H95V254H92V253H88V252H85ZM81 254V253H80ZM194 254V253H193ZM2 255V254H1ZM99 255H102V254H99ZM102 256H106V255H102ZM195 256V255H194ZM198 256V255H197ZM108 257V256H106ZM109 259H112V260H115V261H124V260H118V259H114V258H111V257H108ZM218 260V259H217ZM7 261V260H6ZM124 262H129V261H124ZM212 262V261H211ZM233 262V261H232ZM131 263V262H129ZM204 262L201 261L200 259H197L195 257V260H194V264H203ZM208 263V262H206ZM226 263V262H225ZM133 264H136V263H133ZM205 264V263H204ZM212 264V263H211ZM221 264V263H220Z\"/></svg>","mask_w":264,"mask_h":264},{"label":"water","instance_id":"95a60500","mask_svg":"<svg viewBox=\"0 0 264 264\" xmlns=\"http://www.w3.org/2000/svg\"><path fill=\"white\" fill-rule=\"evenodd\" d=\"M190 18L174 24L156 27L152 22L140 19L125 27L126 33L156 32L162 38H183L189 41L195 37L207 40L211 45H253L251 34L239 30L236 25L246 22L230 11L197 2ZM116 110L92 101L77 107L73 114L87 115L99 119L116 114ZM166 143H176L179 133L167 125H160ZM20 143L27 142L24 135ZM129 156L126 155V164ZM0 217L14 221L45 236L92 254L129 261L136 264H194L195 256L187 248L170 245L155 246L143 239L138 231L124 227L104 228L91 222L78 211L50 202L34 190H18L0 194Z\"/></svg>","mask_w":264,"mask_h":264}]
</instances>
